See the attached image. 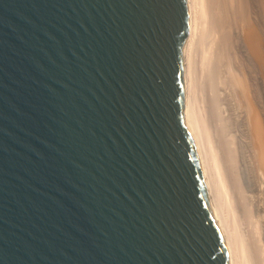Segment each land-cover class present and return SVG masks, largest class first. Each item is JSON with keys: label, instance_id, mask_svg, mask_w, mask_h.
Instances as JSON below:
<instances>
[{"label": "water", "instance_id": "obj_1", "mask_svg": "<svg viewBox=\"0 0 264 264\" xmlns=\"http://www.w3.org/2000/svg\"><path fill=\"white\" fill-rule=\"evenodd\" d=\"M187 25L184 0H0V264H229Z\"/></svg>", "mask_w": 264, "mask_h": 264}, {"label": "bare ground", "instance_id": "obj_2", "mask_svg": "<svg viewBox=\"0 0 264 264\" xmlns=\"http://www.w3.org/2000/svg\"><path fill=\"white\" fill-rule=\"evenodd\" d=\"M183 111L229 264H264V0H184Z\"/></svg>", "mask_w": 264, "mask_h": 264}]
</instances>
